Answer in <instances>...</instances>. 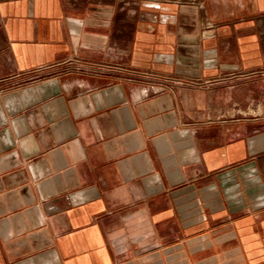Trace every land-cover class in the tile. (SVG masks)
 <instances>
[{
	"label": "crops",
	"instance_id": "obj_1",
	"mask_svg": "<svg viewBox=\"0 0 264 264\" xmlns=\"http://www.w3.org/2000/svg\"><path fill=\"white\" fill-rule=\"evenodd\" d=\"M248 103L264 0H0V264H264Z\"/></svg>",
	"mask_w": 264,
	"mask_h": 264
},
{
	"label": "built area",
	"instance_id": "obj_2",
	"mask_svg": "<svg viewBox=\"0 0 264 264\" xmlns=\"http://www.w3.org/2000/svg\"><path fill=\"white\" fill-rule=\"evenodd\" d=\"M71 64H74V63L72 61H69L68 65H71ZM74 66H75V69H78V70L84 69L80 65H74ZM249 114H252V115H264V111L261 110V108H260V106L258 104H253V105H251Z\"/></svg>",
	"mask_w": 264,
	"mask_h": 264
},
{
	"label": "rangeland",
	"instance_id": "obj_3",
	"mask_svg": "<svg viewBox=\"0 0 264 264\" xmlns=\"http://www.w3.org/2000/svg\"><path fill=\"white\" fill-rule=\"evenodd\" d=\"M193 1H197V0H193ZM246 108H247V113L249 114L250 113V108H251V103H248Z\"/></svg>",
	"mask_w": 264,
	"mask_h": 264
}]
</instances>
